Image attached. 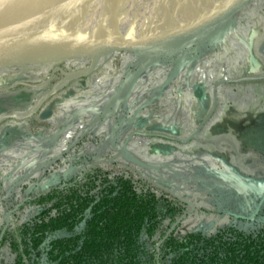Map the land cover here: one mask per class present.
Instances as JSON below:
<instances>
[{
	"label": "rangeland",
	"instance_id": "1",
	"mask_svg": "<svg viewBox=\"0 0 264 264\" xmlns=\"http://www.w3.org/2000/svg\"><path fill=\"white\" fill-rule=\"evenodd\" d=\"M246 7L252 10L248 17L239 11L193 37L117 49L101 67L70 82L32 117L1 123L0 159L8 154L25 158L40 142L46 147L61 143L67 131L71 135L77 114L72 105L91 99L96 87L106 89L102 80L119 76L125 66L137 69V80L135 76L130 80L132 92L146 74L151 78L146 95L159 86L158 96L147 101L144 95L146 103L141 98L133 102L134 109L123 98L121 109L118 106L112 117L106 116L109 127L103 123L74 138L63 155L73 160L66 171L62 166L51 169V162L44 170L51 171L43 178L34 179L40 168L14 193L7 191L8 177L0 172V233L6 215L7 227H14L35 212L28 205L34 195L94 169L138 177L158 194L178 198L187 208L178 222L180 235L212 232L225 224L247 228L264 222L258 213L251 221L232 217V213L251 215L264 195V0H251ZM89 63L83 57L62 60L46 73L34 61L12 64L0 68V89L17 83L6 91L17 92V102L25 103V108L15 110H25L53 87L60 70L70 72ZM8 69L15 74H8ZM160 73L164 78L156 83ZM108 103L96 105L98 116ZM169 154L174 160L165 156ZM28 165L34 166V158L27 160Z\"/></svg>",
	"mask_w": 264,
	"mask_h": 264
},
{
	"label": "trees",
	"instance_id": "2",
	"mask_svg": "<svg viewBox=\"0 0 264 264\" xmlns=\"http://www.w3.org/2000/svg\"><path fill=\"white\" fill-rule=\"evenodd\" d=\"M43 55L44 61L34 58L42 73L48 71V65L62 60L96 58L94 51L66 57ZM120 80V76L102 80L107 85L102 93L107 95ZM16 96L17 92H0V111L24 109L25 103L19 104ZM107 106L106 116L112 117L116 111ZM95 129L92 118L87 117L71 138ZM65 148L42 147L40 142L37 169L54 159L51 169H67L73 160L62 155ZM30 153L25 158L8 154L0 159L9 193L25 184L28 173L21 165ZM44 170L35 173L34 179L51 171ZM28 205L35 207V212L0 234V264H264V222L247 228L225 224L212 232L180 235V223L172 226L185 214V204L154 192L149 183L128 174L90 170L81 178H71L34 195ZM258 215L264 217V203Z\"/></svg>",
	"mask_w": 264,
	"mask_h": 264
},
{
	"label": "water",
	"instance_id": "3",
	"mask_svg": "<svg viewBox=\"0 0 264 264\" xmlns=\"http://www.w3.org/2000/svg\"><path fill=\"white\" fill-rule=\"evenodd\" d=\"M102 1L17 0L15 2L8 21L0 24V61L6 59L7 64L12 65L21 62L28 63L34 61V58L37 61H44L45 58L43 57L45 55L43 54H79L85 51H94L96 58L90 59V63L82 69L70 72L60 70L61 77L53 87L41 94L32 106L25 110H12L0 113V124L7 120L19 121L32 117L47 100L58 94L65 85L92 73L98 60L106 53L114 52L121 48L126 50L127 47L133 45L193 37L241 11L251 0H223L219 4L204 9L192 18L174 24L162 31L149 32L133 37L109 36L96 39L94 29L100 17ZM197 1L195 2L197 3ZM199 1L203 2L204 0ZM190 2L193 3V0H168L165 6L168 7L169 11V8H177L179 3H181V6H188ZM141 7L137 5L133 7L132 3H124L122 0L111 5L106 20L108 28L111 29L113 27L111 30H114L116 26L121 27L123 24L124 28H128L131 22H133V25H130H136L139 21L140 13L143 11ZM162 7V3L154 6V14L157 17H164ZM128 12L132 15V20L130 21L126 20V13ZM35 54L40 55L34 57ZM9 65H0V68ZM13 85L1 88L0 92L12 88ZM263 202L264 195L251 215L245 216L232 213V217L249 221L254 220V216L259 212ZM7 216L3 230L0 233L1 235L7 228ZM183 216L185 215L180 218ZM180 218L172 228L179 222Z\"/></svg>",
	"mask_w": 264,
	"mask_h": 264
},
{
	"label": "bare ground",
	"instance_id": "4",
	"mask_svg": "<svg viewBox=\"0 0 264 264\" xmlns=\"http://www.w3.org/2000/svg\"><path fill=\"white\" fill-rule=\"evenodd\" d=\"M16 1L17 0H0V24L6 23L8 21V18L10 16V12H11L12 7L14 6ZM119 1L120 0H103L102 1V5L100 8V17H99L97 26L94 29L96 39L103 38V37H109V36H112V37L113 36H124V37L132 36L133 37L136 35H141V34H145V33H149V32L162 31L166 28H169L170 26H172L174 24H177V23H180L182 21H186V20L192 18L193 16H195L199 12L203 11L204 9H207V8L212 7L213 5L219 4L223 0H204L203 2H200L198 0L197 3L195 2L196 0H193V3L190 2V4L188 6H181V3H179V6H178L179 8L178 7L177 8L172 7V8H169V11H168V7L165 6L166 2L168 0H144V1H142V0H122L124 3L125 2L126 3H132L133 7H135L136 5L142 6L141 8L143 11L140 13V18H139V21L137 22L136 25L132 26L133 22H131L130 24H132V25L129 24L128 28H126V27L124 28L123 27L124 24H123V26H121V27L116 26L114 30H111L113 27L111 29H109L107 24H106V20L108 18L107 17L108 10L111 7V5H113ZM161 3L163 6L162 7V13L164 14V17H161V16L157 17L154 14L155 9H153V8L155 5H157V4L160 5ZM246 8H248V7L243 8L240 13H241V15L248 17L247 15H250L249 13L252 10L246 11ZM131 14H132V10H131ZM131 14H130V12L126 13V20L127 21L132 20ZM112 54H113V52H109V53L104 54L98 60V63L96 64V68L94 71H96L99 67H101L112 56ZM159 61L160 60L157 61V64L159 63ZM153 68H154V66H153ZM56 69H58V68H56ZM10 70L11 69H8L7 73L14 75L15 73L13 71H10ZM67 85H65V86H67ZM152 101H150V102H152ZM74 138H75V136L72 138V140H70V142L68 141L69 144L65 148V150L63 151L62 155L65 152H67L68 150H70L71 146L75 142ZM57 144H60L59 141H57V143H55V144L54 143L50 144V146L52 145L54 147ZM125 148H126L125 146L122 148V153L125 150ZM120 155H122V154H120ZM165 156H168V155H165ZM60 157H58V159ZM53 161H51V162H53ZM51 162H48L47 164H49ZM47 164H45L43 167L45 168V166ZM144 166L147 167L148 165H144ZM43 167H42V169H43ZM147 168H150V170L155 172L152 167L148 166ZM66 170L67 169H64V171H66ZM28 177H24V179H27ZM175 192H176V190H175Z\"/></svg>",
	"mask_w": 264,
	"mask_h": 264
},
{
	"label": "crops",
	"instance_id": "5",
	"mask_svg": "<svg viewBox=\"0 0 264 264\" xmlns=\"http://www.w3.org/2000/svg\"><path fill=\"white\" fill-rule=\"evenodd\" d=\"M163 41H166V40H163ZM150 44H152V43H150ZM150 44H147V45L149 46ZM143 46H146V44L140 45L139 47L142 48ZM125 67L122 68V71H121L122 73L119 75V76H121V80L115 85V88H113V90H111L110 92L107 93V95H104V93L99 91L98 87H96L95 89H93V92L90 94V95H93V97L91 99H89L86 102L84 100L80 99L79 103L75 102L72 105V108H75V109L77 108V110H76L77 114L73 116V120L75 122L74 123V126H75L74 130L76 129V127L79 125V123L86 116H90L94 119L99 118L100 116H98L96 113V105H98L100 103H105L106 99H108L112 105H115L116 107L119 106L118 108L121 109V104H122L121 102L124 100L123 98H126L125 101H127L128 105L130 106V104L141 99L144 95L147 96L148 98L150 97V96H148L149 93H148V95H146L145 90H144L146 87L147 80L151 79V78H149L150 74L149 75L146 74V76H144L145 78H143V80H140V78H139L140 85L138 87V90H136V92H132L131 88H129L130 82H131L130 80L132 79V77L134 78V76H135V81L137 80L136 75H135L137 69L136 70L132 69L130 67V65L126 68ZM142 72H145V71H142ZM155 72L156 71H154V73ZM160 74L161 75L158 76V78L155 77V79H154L156 83L157 82L159 83L164 78V74L163 73H160ZM172 75L175 77L179 76L176 73H173ZM119 76H117V77H119ZM117 77H115V78H117ZM124 88H126L128 91H125ZM156 90L157 91H156V93L154 92V95H152V98L154 96L155 97L158 96L159 90H158V88ZM85 99H87V98H85ZM80 104H81V106H80ZM103 111H105V108L102 110V112ZM105 120L106 119L103 118L104 125H106V127L107 126L109 127L108 122H105ZM72 133H73V131H72ZM69 136H70V134L68 135V131H67V136L61 141V143L62 142L65 143L68 140Z\"/></svg>",
	"mask_w": 264,
	"mask_h": 264
},
{
	"label": "flooded vegetation",
	"instance_id": "6",
	"mask_svg": "<svg viewBox=\"0 0 264 264\" xmlns=\"http://www.w3.org/2000/svg\"><path fill=\"white\" fill-rule=\"evenodd\" d=\"M65 57L66 56H70V55H74V54H63ZM76 55V54H75ZM6 60V59H5ZM47 62V64H48V62L49 61H46ZM8 62L7 61H0V65H3V66H5V65H9V64H7ZM54 66V65H53ZM53 66H51V65H48L47 67H46V69H50V68H53ZM54 70H56V68L54 69ZM105 79H108V78H105ZM112 79V78H111ZM114 79V78H113ZM160 83V82H159ZM159 86L157 85V87H154V90L156 91V89L158 88ZM93 89V88H92ZM111 90H113V89H109V91L108 92H110ZM155 91H153L149 96V98H147L146 100L147 101H149L150 100V98L152 97V95H154V92ZM102 92V91H101ZM151 92V91H150ZM156 93V92H155ZM142 100H144V98H142ZM106 102H110L108 99H106ZM106 102H105V104H106ZM146 103V101L144 100V103H143V105ZM108 105H111L112 107V109H111V111H118V109H117V107L115 106V105H112L111 104V102H110V104L108 103ZM134 105H135V103H133V104H130V107H128L130 110L131 109H134ZM107 106V105H106ZM115 107V108H114ZM114 108V109H113ZM136 110H138V109H136ZM127 111H129V110H127ZM125 112H126V110H125ZM107 113H108V108L107 109H105V111H103L102 112V114L100 115V117L99 118H96V119H94V118H92V120H93V123H94V125H95V127H96V129L97 128H99V127H101V125L103 124V118H105L106 119V115H107ZM131 116H133L132 114H131ZM87 117H90V116H86L80 123H79V125L76 127V129H75V131L77 130V128L81 125V123L87 118ZM75 131H73V133L69 136V138H68V140L65 142V143H61V144H57V145H59V146H61V147H66V144H67V142L68 141H70L69 139H71V137H72V135L74 134V132ZM100 135V134H99ZM103 136V135H102ZM163 158H166V157H170L172 160H174V157L172 156V155H170V156H166V157H164V156H162ZM32 159V158H34V166L33 167H29V165L28 166H26V163H27V160L28 159ZM39 162H40V160H39V154H38V149L37 150H35V151H32L27 157H26V159L24 160V162L22 163V165H21V167H22V169H25L26 171H27V177L29 176H34V172L35 171H37L38 169V165H39Z\"/></svg>",
	"mask_w": 264,
	"mask_h": 264
},
{
	"label": "built area",
	"instance_id": "7",
	"mask_svg": "<svg viewBox=\"0 0 264 264\" xmlns=\"http://www.w3.org/2000/svg\"><path fill=\"white\" fill-rule=\"evenodd\" d=\"M154 190V189H153ZM154 192H156V190H154ZM157 193V192H156Z\"/></svg>",
	"mask_w": 264,
	"mask_h": 264
}]
</instances>
